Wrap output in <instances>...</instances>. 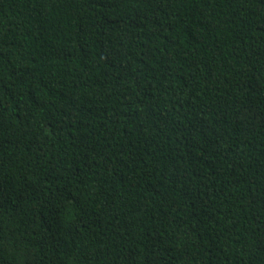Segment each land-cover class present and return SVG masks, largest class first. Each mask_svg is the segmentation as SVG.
Masks as SVG:
<instances>
[{"label": "trees", "instance_id": "1", "mask_svg": "<svg viewBox=\"0 0 264 264\" xmlns=\"http://www.w3.org/2000/svg\"><path fill=\"white\" fill-rule=\"evenodd\" d=\"M0 264H264V0H0Z\"/></svg>", "mask_w": 264, "mask_h": 264}]
</instances>
